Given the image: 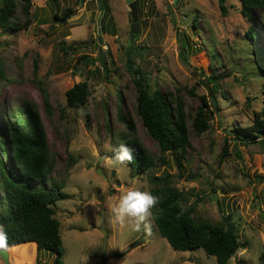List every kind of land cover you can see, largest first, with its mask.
<instances>
[{"label":"rangeland","instance_id":"obj_1","mask_svg":"<svg viewBox=\"0 0 264 264\" xmlns=\"http://www.w3.org/2000/svg\"><path fill=\"white\" fill-rule=\"evenodd\" d=\"M131 1L30 0L26 28V19L17 15L20 30L0 29V65L5 74L0 80V123L5 113L25 101L39 111L53 158L46 184L60 183L68 195L55 206L63 264H215V257L202 249L172 250L160 237L153 218L150 233L115 221L111 208L127 187L150 190L149 177L166 174L173 177L187 205L197 203V216L212 225L227 217L234 226L241 246L229 264H260L264 145L239 143L230 132L249 127L263 106L264 36L260 34L254 44L246 37L249 22L240 12L239 0H225V14L219 0H177L176 4L173 0H134L141 32L131 46ZM105 4L109 13L104 20L100 18L98 31L96 20ZM67 8L73 11L67 23L54 18L55 12L60 17ZM255 23L258 32L264 33L263 10L255 13ZM183 42L190 47L187 63L181 57ZM128 46L137 54L135 67L146 75L152 91L167 93L179 86H195L198 96L210 99L211 87L205 85L204 77L213 71L223 77L215 104L209 107V129L196 136L188 118L190 146L183 169L166 155L168 165L138 175L127 163L110 159L114 156L111 149L122 143L120 135L126 132L119 111L131 114L141 144L152 157L160 156L157 143L135 112L137 92L123 63ZM99 47L107 73L101 69ZM81 56L91 59V64L80 60ZM85 81L89 85L88 126L83 109L66 108L64 97L67 89ZM41 88L49 96L50 118ZM183 95L186 114L194 113L200 105L198 96ZM225 144L229 155L221 159ZM3 197L0 189V202ZM32 248H36L34 242L9 248V264H53L54 255L39 251L32 257ZM116 253L122 256L117 258ZM0 264H5L1 257Z\"/></svg>","mask_w":264,"mask_h":264},{"label":"trees","instance_id":"obj_2","mask_svg":"<svg viewBox=\"0 0 264 264\" xmlns=\"http://www.w3.org/2000/svg\"><path fill=\"white\" fill-rule=\"evenodd\" d=\"M224 1L219 0L223 14L226 13ZM239 2L240 12L249 22L245 35L254 44L259 40L260 34L264 36V33L258 32L255 23V13L264 11V0ZM109 9L107 5L100 9L103 12L101 20L108 15ZM29 10L30 0H0V29L20 30L21 26L17 23L20 17L26 19L23 24V28H26L30 23ZM72 15V9L67 8L60 17L55 12L54 18L67 23ZM130 45H136L135 41ZM181 48V57L187 63L186 53L190 50L188 42H183ZM132 50L134 49L128 46L122 53L124 67L131 74L137 92L135 112L148 136L157 143L160 156L154 158L148 153L136 134L131 114L119 111L118 119L126 128V132L120 135L121 141L136 149L133 161L127 164L132 173L141 175L162 164L168 165V155L177 167L183 169V160H187L186 149L190 146L188 118L191 116L192 130L196 136H201L209 129V107L213 106L211 97L216 101L215 93L220 89L219 83L223 77L214 71L204 77L205 85L211 87L208 92L210 99L208 96H198L195 86H179L174 92L167 93L158 89L152 91L146 75L135 67L133 56L137 54ZM255 54L261 56L260 53ZM98 59L101 69L107 73L103 51L98 55ZM80 60L91 64V59L86 56H81ZM36 71L35 60L34 73ZM4 78L5 74L0 65V80ZM40 91L46 116L50 118L53 110L48 93L42 88ZM184 93L191 97L198 96L200 105L192 114H186ZM262 94L264 95V81ZM64 97L66 108L83 109V117L88 126L90 115L85 109L89 97L88 83L85 81L74 84L65 91ZM63 111L61 110V113ZM230 133L239 143H258L263 146L264 99L261 110L254 113L251 125L241 129L232 128ZM227 155L228 146L225 144L220 158L223 159ZM3 156L7 160L6 163ZM52 170L53 158L39 111L34 103L25 101L17 110L5 113L0 123V189L4 193L0 202V224L8 234V249L26 242H34L37 253L49 252L54 255L53 264H63L60 222L56 218L55 206L58 201L67 199L68 195L63 191L62 184H46ZM38 182L41 185H38ZM148 182L151 185L149 191L160 198L159 204L152 210L154 224L160 237L167 241L171 249L179 252L202 249L206 255L215 257V264H229V260L241 245L236 230L227 217L220 224L212 225L197 216V203L187 205L183 192L174 187L172 176H151ZM114 256L119 258L122 254L116 253ZM259 261L264 264V253L260 254Z\"/></svg>","mask_w":264,"mask_h":264},{"label":"clouds","instance_id":"obj_3","mask_svg":"<svg viewBox=\"0 0 264 264\" xmlns=\"http://www.w3.org/2000/svg\"><path fill=\"white\" fill-rule=\"evenodd\" d=\"M114 156L111 160L122 165L133 161L136 149L127 144L121 143L118 147L111 149ZM160 202V198L147 189L131 185L124 190L111 208L114 219L121 226H129L133 231L150 233L152 229V210ZM225 220V219H224ZM8 234L5 227L0 224V252L8 250Z\"/></svg>","mask_w":264,"mask_h":264},{"label":"water","instance_id":"obj_4","mask_svg":"<svg viewBox=\"0 0 264 264\" xmlns=\"http://www.w3.org/2000/svg\"><path fill=\"white\" fill-rule=\"evenodd\" d=\"M177 0H173V3L176 4ZM128 8L130 11V15H131V19H132V23L130 25V39L133 42L134 38L136 36H138L141 32V28H140V23H139V19H138V11H137V4L136 2L133 0L128 4ZM103 12H100L96 22H97V26H98V31L100 30L99 28V23H100V18L102 16ZM98 43L102 44L103 41L101 40V37H98ZM99 52H101V48L99 47ZM212 102L213 104H215L214 98H212ZM99 174L101 173L100 170L97 171ZM257 209H260L259 206L257 207ZM261 216H264V212H261ZM222 220H224V218H222ZM226 225H228V223L226 222ZM0 257L3 259V261L5 262V264H9V255L8 252H0Z\"/></svg>","mask_w":264,"mask_h":264},{"label":"crops","instance_id":"obj_5","mask_svg":"<svg viewBox=\"0 0 264 264\" xmlns=\"http://www.w3.org/2000/svg\"><path fill=\"white\" fill-rule=\"evenodd\" d=\"M27 243H30V242H27ZM35 246H36V244H35ZM35 253H36V248H35V250H34V248H32V250L30 252L31 256L32 257L35 256Z\"/></svg>","mask_w":264,"mask_h":264}]
</instances>
